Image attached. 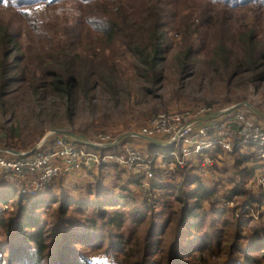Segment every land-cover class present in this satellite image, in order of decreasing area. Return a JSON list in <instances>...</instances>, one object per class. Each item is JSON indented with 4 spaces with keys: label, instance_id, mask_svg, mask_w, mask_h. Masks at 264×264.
Listing matches in <instances>:
<instances>
[{
    "label": "rangeland",
    "instance_id": "1",
    "mask_svg": "<svg viewBox=\"0 0 264 264\" xmlns=\"http://www.w3.org/2000/svg\"><path fill=\"white\" fill-rule=\"evenodd\" d=\"M181 3L183 5L192 4V2L185 0H181ZM195 3L196 5L199 4L198 2ZM90 4H92L90 0H61L57 3H54L53 0H46L32 5H21L16 0L13 2L12 0H5L4 3L0 4V28L9 27L17 36L20 48H22L21 52L35 56L48 43L67 41L68 37L71 36V30L84 21L89 11L92 10ZM218 5L223 7L220 3ZM236 13L243 25L256 26L264 36V7L254 5L250 9L239 10ZM77 27L80 26L77 25ZM171 37L173 40L177 39L175 35ZM114 51L116 60L120 64L119 67L124 73V80L120 82L117 94L98 90L93 101L89 102L82 99L76 104L68 105L66 99L61 97L41 98L34 96L30 91H18L12 95L5 111L0 108V149L20 153L31 152L46 136L52 138L54 133L58 135L57 131H67L85 138L89 142L86 147L91 150L96 149L95 152L98 153L103 151L102 148H98L103 144L99 135H109L112 139L110 140L111 143H117L119 139L125 137L116 146L103 151L104 154L116 153L127 156L128 153L132 154V151L138 152L141 157H147L149 165L154 168L155 179L152 181L144 180L143 186L141 184L143 178L138 179L136 177L138 175L130 169L114 165L110 161L107 166L69 169L55 178L51 185L34 190L32 185L36 177L26 174L14 178L0 172V183L4 184L0 188V212L5 217L14 214L16 207L11 205L13 195L15 192L20 194L23 190L33 201L47 200L52 196H57L60 199L63 195L70 196L75 201H97L95 198L96 189L103 197V201L112 199L118 202L119 197L132 196L136 201L135 205L129 200L116 207L125 213L144 211L146 203L154 201H158L154 207L160 211L162 196L165 195V192H159L153 189V186L157 184L178 185L185 179L186 174H190L194 181L191 191H194L198 183H201L206 190L213 192L208 200L202 202V208L197 210V213L220 212L219 215H216L217 219L220 220L216 226L221 229L224 226L221 220L223 212L226 213L223 217H227L228 221L242 217L245 221L242 223L244 238L234 250H230L234 242L232 243V240L229 239V242H223L221 247L214 246L213 253L205 251L202 254L195 250L198 247L200 237H193V240L188 241L189 243L186 242L190 246L186 253L190 252L183 255V262L187 264H252L247 256L256 253L251 245L259 237L252 230V227L264 228V186L261 184L264 171L261 169L256 174L253 171V175L248 178L246 184V190L254 200L253 206H240L239 197L231 193L235 187V182L241 180L236 168L235 150L230 152L219 145L211 146L203 153L195 154L192 152L191 155L184 158L181 156L180 160L183 161V164H174L175 170L169 175L162 169L166 160L169 159L163 157L171 153V150H175L180 156L181 149L173 146L153 145L143 138L145 136L140 134V130L148 125L153 116L160 113H181L190 121H195L196 124L217 119L199 121V119L219 111L226 112L218 117L222 118L227 113L233 112L234 107L244 103L240 100V96L243 95L260 106L262 109L260 111L264 113V83L259 85L248 84L246 87L241 86L239 88L237 84H228L226 76L223 77L216 73L206 72L205 74L181 76L178 73L179 68L175 54L170 52L164 64L165 79L158 86L153 87L135 76L132 68L134 60L130 55L124 53L120 48H114ZM226 98H229L230 101H227ZM209 103L215 105L213 109L208 106ZM70 106L73 109L72 117L68 112ZM240 109L246 110L250 117L256 119L264 127V120L260 119L250 109L247 107ZM150 139H157L168 144L164 138ZM79 144L82 145V143ZM238 147L241 152L243 145L240 144ZM252 151L254 150L250 147L246 148L244 154H250ZM156 152L162 155L156 156ZM125 159L126 162H129L128 158ZM258 160L264 161V157L256 156L254 161H250L248 165L252 166V163ZM53 163L62 165V162L56 158L53 159ZM63 167L62 169L65 168ZM30 191L32 193H29ZM2 199L6 200L7 203H3ZM169 199V203L174 202L173 197ZM59 202L60 200L53 205H58ZM113 207L115 208V206ZM191 207H194L193 204ZM39 211L43 213L42 219L47 223L51 234L47 237L48 248L44 260L34 264H61L67 255V252L64 253L62 249L65 243L62 236L65 233L62 231L64 228L71 231L82 229L83 234H88V237L80 240L72 239L68 245L71 248L69 250L73 258L77 257L89 264H136L134 263L135 258L131 259L130 257L138 249V246L145 244V232L148 230L149 222L138 225L139 237H137L129 231L137 227L131 222L128 224L129 228L123 233H121L123 230L120 232L107 230L104 233H99L92 229L89 230V224L85 223L84 219L77 218L78 216H74L73 219L69 216V220H73L75 224L74 226H66L62 225L60 219L53 216L51 211H45L44 208ZM212 218L213 216H209L208 221ZM250 219H254L255 222L250 224L248 222ZM163 221V217L158 221V230L153 239H160L158 235L163 234ZM173 226L174 224H169V227L172 228ZM231 229L233 228L228 226L227 231ZM211 233L218 240L219 235ZM92 235L94 237L102 235L104 239L100 241L94 238L88 244L89 239L87 238ZM160 237L162 244L170 245V247L173 243L172 240H176L168 235H161ZM9 238L5 230L0 229V245L8 242ZM127 241L130 245L124 244ZM128 249L131 250L126 255ZM162 250L167 251L168 249L163 248ZM20 253L22 252L20 251ZM0 254H6V257L1 259V264L14 263L12 251L2 248ZM173 256L167 254L165 257L156 247L139 256V261H142L140 258H143L145 262L151 260L152 264H172ZM17 264H22V262Z\"/></svg>",
    "mask_w": 264,
    "mask_h": 264
},
{
    "label": "trees",
    "instance_id": "2",
    "mask_svg": "<svg viewBox=\"0 0 264 264\" xmlns=\"http://www.w3.org/2000/svg\"><path fill=\"white\" fill-rule=\"evenodd\" d=\"M16 1L21 5H32L46 0ZM53 1L57 3L61 0ZM185 1L192 4L183 5L181 0H90L92 10L84 21L77 24L80 27L76 25L71 30L67 41L48 43L35 56L21 52L17 36L9 27L0 28V108L5 111L12 95L18 91H30L41 98L61 97L66 99L68 105L76 104L82 99L93 101L98 90L117 94L118 86L124 80V73L116 60L114 48H120L130 55L134 60L132 68L135 76L153 87L165 79L164 64L170 52L175 54L181 76L216 73L226 76L228 84H237L239 88L248 84L264 83V36L256 26L243 25L236 13L254 5L264 7V0ZM4 2L5 0H0V4ZM195 2L199 4L196 5ZM172 35L177 39L173 40ZM226 100L230 101L229 98ZM240 100L262 110L244 95L240 96ZM208 106L213 109L215 105L209 103ZM68 112L72 117L71 106ZM236 142L234 155L241 180L235 182L231 193L239 197L240 206H253L254 200L249 196L246 184L253 175L248 164L256 156L253 152L241 153L238 147L241 143L238 139ZM193 183L190 174H186L185 179L178 185H154L153 189L165 192L160 211L154 207L158 201H154L146 203L144 211L131 213H125L116 207L129 200L135 205L136 201L132 196L119 197L118 202L112 199L103 201L97 189V201H75L67 195L60 199L52 196L47 200L33 201L26 195V191L23 190L20 194L15 192L11 203L16 207L15 213L5 217L0 212V229L5 230L10 237L8 242L0 245V249L12 251V264L43 261L48 248L47 237L51 233L42 219L43 213L39 211L42 208L51 211L53 216L60 219L62 225L74 226L75 222L69 220V216L71 219L78 216L77 218L84 219L89 224V230L99 233L107 230H123V233L131 222L137 227L129 231L133 236L139 237L138 225L149 222L145 232V244L138 246L130 257L135 258L136 264H152L151 260L145 262L143 258L139 261V256L156 247L165 257L167 254H174L172 264H187L182 257L190 252L186 253L187 248L190 249L188 241L198 236L200 239L195 250L202 254L205 251L213 253L214 246L221 247L229 239L234 242L230 250L236 249L237 244L244 238L242 223L245 221L242 217L228 221L227 217H223L226 214L223 212V229L217 228L216 224L220 220L216 215L220 212L197 213L202 208V202L208 200L213 192L206 190L201 183L191 191ZM170 197L174 198L173 203H169ZM59 200L58 205H53ZM2 201L7 203L4 199ZM209 216H213L210 221ZM162 217L163 234L158 235L160 239H153L158 230V221ZM248 222L251 224L255 221L250 219ZM169 224L174 226L171 228ZM228 226L233 229L227 231ZM81 230L75 232L62 229L65 232L62 235L65 239L62 249L67 255L61 264H89L77 257L73 258L69 250V241L88 237ZM252 230L259 237L251 245L256 253L248 255L247 258L252 264H264V228L252 227ZM211 232L219 235L218 240ZM161 235L172 236L176 240L171 239V247L166 246L167 244H162ZM94 238L100 241L104 239L102 235H92L87 238L88 244ZM124 244L130 245L128 241ZM163 248L171 251H163ZM129 250L131 249L126 251V255ZM5 257L6 254H0V264Z\"/></svg>",
    "mask_w": 264,
    "mask_h": 264
},
{
    "label": "built area",
    "instance_id": "3",
    "mask_svg": "<svg viewBox=\"0 0 264 264\" xmlns=\"http://www.w3.org/2000/svg\"><path fill=\"white\" fill-rule=\"evenodd\" d=\"M53 134V133H52ZM140 134L146 138H164L169 146L179 147L182 151L179 156L175 150L163 158H168L162 167L167 174L175 170L174 164L182 165L180 157L191 155L192 152L203 153L211 146L221 145L230 152L235 150L236 139L243 145L242 152L251 148L258 157H264V127L256 119L250 117L243 109H235L222 118L213 121L196 124L190 121L184 114L177 112L160 113L153 116L147 126L140 130ZM216 134L217 137H216ZM46 136L31 152L21 155L7 149H0V172L9 177L31 175L36 177L32 188L40 189L53 183L54 179L69 169L89 168L110 164L119 165L130 169L138 179L152 181L156 172L147 157H141L138 152L127 156L116 153L104 154L105 150L112 148L109 135H99L103 144V151L98 153L88 149L87 144L75 143V141L56 135ZM89 145V144H88ZM156 156L162 154L156 152ZM58 159L62 165L54 164L53 159ZM128 158L129 162H126ZM174 165V166H173ZM65 168H64V167ZM62 167L64 169H62ZM261 184L264 186V175Z\"/></svg>",
    "mask_w": 264,
    "mask_h": 264
},
{
    "label": "water",
    "instance_id": "4",
    "mask_svg": "<svg viewBox=\"0 0 264 264\" xmlns=\"http://www.w3.org/2000/svg\"><path fill=\"white\" fill-rule=\"evenodd\" d=\"M241 107H247L248 109H250V111H252L254 114H256L258 117H260L262 120H264V113L261 112L259 109H257L256 107H254L251 103L249 102H244L236 107H234L233 109H237V108H241ZM232 110V109H231ZM224 113V111H219V112H216V113H213L211 115H208L206 117H203L201 119H199V121L203 122V121H207V120H211V119H214V118H218L220 116H222ZM58 135H61V136H64L66 138H69L73 141H75L76 143H85V144H89V142L86 141L85 138L75 134V133H71V132H67V131H57L56 132ZM144 139L148 140L150 143H152L153 145H157V146H161V147H167L168 144L162 142V141H159L157 139H150V138H146V137H143ZM125 137H122L121 139L118 140V142L124 140ZM117 142V143H118ZM117 143H114L113 145H111L112 147L116 146ZM169 146V145H168ZM16 154H19L21 155L22 153L20 152H14Z\"/></svg>",
    "mask_w": 264,
    "mask_h": 264
},
{
    "label": "crops",
    "instance_id": "5",
    "mask_svg": "<svg viewBox=\"0 0 264 264\" xmlns=\"http://www.w3.org/2000/svg\"><path fill=\"white\" fill-rule=\"evenodd\" d=\"M168 146V145H167ZM243 154H244V151H243ZM264 161H257V162H255V163H252V166L250 165L249 166V169L250 170H253L254 172H255V174L257 173V172H260V170L262 169L263 171H264ZM262 171V172H263ZM2 186H4V184H1L0 183V188L2 187ZM4 188V187H3ZM6 188V187H5Z\"/></svg>",
    "mask_w": 264,
    "mask_h": 264
}]
</instances>
